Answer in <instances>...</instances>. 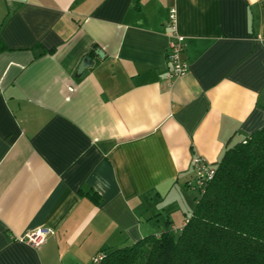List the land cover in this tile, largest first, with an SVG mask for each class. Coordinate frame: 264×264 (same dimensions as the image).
<instances>
[{"label":"crops","instance_id":"0c3cea01","mask_svg":"<svg viewBox=\"0 0 264 264\" xmlns=\"http://www.w3.org/2000/svg\"><path fill=\"white\" fill-rule=\"evenodd\" d=\"M171 9L188 71L169 81ZM0 46V264L173 229L191 159L264 126V0H0Z\"/></svg>","mask_w":264,"mask_h":264},{"label":"trees","instance_id":"16d2710c","mask_svg":"<svg viewBox=\"0 0 264 264\" xmlns=\"http://www.w3.org/2000/svg\"><path fill=\"white\" fill-rule=\"evenodd\" d=\"M215 168L178 232L168 224L102 251V264H264V126L227 148Z\"/></svg>","mask_w":264,"mask_h":264},{"label":"built area","instance_id":"2783aa9c","mask_svg":"<svg viewBox=\"0 0 264 264\" xmlns=\"http://www.w3.org/2000/svg\"><path fill=\"white\" fill-rule=\"evenodd\" d=\"M168 26L171 28L172 35L168 42L167 59L171 65V70L167 74L169 81L185 75L188 71V64L183 59L185 49L184 39L175 31L176 15L175 10L171 9L168 15ZM191 166L194 172L193 181L188 183L189 188H195L202 192L215 175V166H212L202 156H195L191 159ZM44 231L38 229L26 235L21 241L26 242L31 247H38L44 243ZM104 254L101 252L91 259V264H102Z\"/></svg>","mask_w":264,"mask_h":264},{"label":"rangeland","instance_id":"374dc122","mask_svg":"<svg viewBox=\"0 0 264 264\" xmlns=\"http://www.w3.org/2000/svg\"><path fill=\"white\" fill-rule=\"evenodd\" d=\"M183 190L179 191L177 188H175L172 192V199H176L177 201L174 202L175 204L170 202L172 203L171 207L172 205L173 207L170 210L171 213H169V218H173L175 220L173 221V229L175 232H178L179 228L181 227V220H184L185 218H188L191 215V212L195 205V200L200 196L199 190L195 188Z\"/></svg>","mask_w":264,"mask_h":264},{"label":"water","instance_id":"95a60500","mask_svg":"<svg viewBox=\"0 0 264 264\" xmlns=\"http://www.w3.org/2000/svg\"><path fill=\"white\" fill-rule=\"evenodd\" d=\"M98 55L101 56L102 53L99 51V52H98ZM87 62H90L89 59H88V58L84 59V61H83V62L81 63V65L79 66L78 71H82V70L87 66V65H86Z\"/></svg>","mask_w":264,"mask_h":264}]
</instances>
